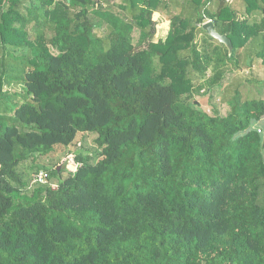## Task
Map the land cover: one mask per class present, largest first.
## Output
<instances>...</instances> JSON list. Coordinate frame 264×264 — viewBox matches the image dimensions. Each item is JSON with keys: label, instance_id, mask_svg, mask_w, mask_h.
<instances>
[{"label": "trees", "instance_id": "16d2710c", "mask_svg": "<svg viewBox=\"0 0 264 264\" xmlns=\"http://www.w3.org/2000/svg\"><path fill=\"white\" fill-rule=\"evenodd\" d=\"M118 1L0 0V264H264V78L194 99L264 71V0Z\"/></svg>", "mask_w": 264, "mask_h": 264}, {"label": "rangeland", "instance_id": "374dc122", "mask_svg": "<svg viewBox=\"0 0 264 264\" xmlns=\"http://www.w3.org/2000/svg\"><path fill=\"white\" fill-rule=\"evenodd\" d=\"M60 1H64V0H60ZM109 1L111 3H114L115 5H117L119 3L118 0H109ZM228 2L231 3L232 0H229ZM102 7L106 8V9L110 8V6H108L106 4V2H104L102 4ZM112 11L117 12L118 10L115 7H113ZM89 19L93 24H97L98 21L100 20L97 17L92 16V15H89ZM152 20L156 23L155 33H154V36L152 38V41L154 43L158 42L159 40L164 41L166 36H167L168 30H169V22L167 21L165 16L160 15V13H157V12H155L152 15ZM104 31H105V29H103V30L95 29V32H96L97 36H99V37H104ZM135 36L136 37H134V43H136V41L138 39V35L135 34ZM51 51L54 54H56V52L53 49H51ZM254 69H256V68H254ZM254 71H253V75H251L249 69L246 67H243V69H240L239 72H234V73L228 74L226 76V78L224 79V81L222 82V86L220 88H217L208 94L201 93V95L194 97L196 104H198L197 108L199 110L203 111L204 113H207L208 115H214L215 112H217V114L219 116L225 117L229 111V108H228V105L223 101V98H227V97L232 95V90H233L234 85L244 83L248 79H252V78L256 79V77L260 78V79L264 78V71L263 70H258V71L254 70ZM245 86H247V85L245 84ZM228 87H229V90H228L227 94L225 95L224 89H227ZM245 91H247V90H245ZM256 94H257L256 97L264 99V86L259 87L256 90ZM254 127L264 137V117L259 122H255ZM80 135L81 134H79L78 136H80ZM84 142H86V146L88 147V148H84V149H86L87 152H91V150H93V148L91 146L90 137L85 138L84 140L81 141V143H84ZM61 150H62V152H59L57 154V156H56V154H54V155L50 154V155L44 157L41 160V162H39L37 164L40 165L42 169H45L47 171V170L52 168L51 158H54V161L62 160L64 158V156L67 155L69 152L75 153V151H76L75 148H73L72 146H70L68 149L62 148ZM55 163H57V162H55ZM61 163L62 164H57L56 167H57V170L61 171L62 173H65L66 170H69V171L74 170L72 154L69 155L68 158H64L61 161ZM18 171L20 173H22V169H20ZM36 175L37 174L34 175L35 178H36ZM63 177H64V174H63ZM36 183L42 184L43 182H39L37 179L33 178V182L31 185L35 186Z\"/></svg>", "mask_w": 264, "mask_h": 264}, {"label": "water", "instance_id": "95a60500", "mask_svg": "<svg viewBox=\"0 0 264 264\" xmlns=\"http://www.w3.org/2000/svg\"><path fill=\"white\" fill-rule=\"evenodd\" d=\"M202 29L207 33L208 36L217 40L218 42L226 45L227 47L231 48V43L226 35H220L216 30L211 22H206L202 25Z\"/></svg>", "mask_w": 264, "mask_h": 264}, {"label": "built area", "instance_id": "2783aa9c", "mask_svg": "<svg viewBox=\"0 0 264 264\" xmlns=\"http://www.w3.org/2000/svg\"><path fill=\"white\" fill-rule=\"evenodd\" d=\"M34 179H37L39 182H43V183L46 182V181H45V175H44V172H42V171L38 172L37 175H36V178L34 177ZM42 179H43V180H42ZM43 183H42V184H43Z\"/></svg>", "mask_w": 264, "mask_h": 264}]
</instances>
